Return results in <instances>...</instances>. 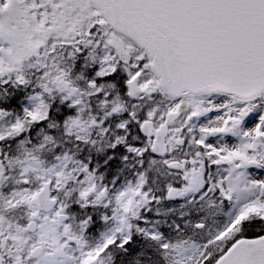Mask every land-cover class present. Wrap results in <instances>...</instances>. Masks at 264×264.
<instances>
[{
    "label": "snow or ice",
    "instance_id": "1",
    "mask_svg": "<svg viewBox=\"0 0 264 264\" xmlns=\"http://www.w3.org/2000/svg\"><path fill=\"white\" fill-rule=\"evenodd\" d=\"M0 264H264V0H0Z\"/></svg>",
    "mask_w": 264,
    "mask_h": 264
}]
</instances>
